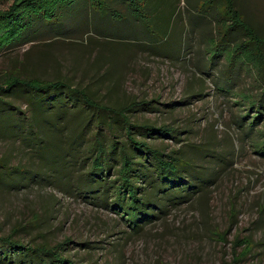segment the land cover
<instances>
[{"label": "rangeland", "instance_id": "rangeland-1", "mask_svg": "<svg viewBox=\"0 0 264 264\" xmlns=\"http://www.w3.org/2000/svg\"><path fill=\"white\" fill-rule=\"evenodd\" d=\"M208 1L141 0L153 34L136 17L112 27L84 2L62 25L39 24L34 40L0 50V84L72 86L0 92V236L64 244L75 264H264V108L251 125L247 102L264 105V0H235L258 38L228 29L224 1ZM226 31L230 47L213 57ZM96 111L111 125L88 122ZM129 125L156 158L180 157L171 174L138 153ZM123 155L132 177L120 173ZM46 255L0 264H54Z\"/></svg>", "mask_w": 264, "mask_h": 264}, {"label": "trees", "instance_id": "trees-1", "mask_svg": "<svg viewBox=\"0 0 264 264\" xmlns=\"http://www.w3.org/2000/svg\"><path fill=\"white\" fill-rule=\"evenodd\" d=\"M225 9L220 12L218 16L224 17L226 15L231 16L232 22L228 25V29L234 27V26H240L245 33L248 35H256L253 26L249 24L244 18L242 13L240 12V9L237 7V3L235 0H223ZM87 3L88 6L94 9V11L97 13V15L101 16V20H106V17L109 19L112 27L113 25H116L118 28L120 27L121 23L124 22H132L136 21L134 17H136L138 20V25L142 27L147 32H150L153 34V30H151V22L148 20L151 16V11L149 7L144 4H141V0H13L10 7L6 10L0 11V50L5 49L8 47L16 46L17 44H25L32 40H34L35 37H37L41 31L42 28L39 27V24H55V25H62V16L65 14V12L68 11V9H72L75 11V9L80 10L81 4ZM208 5L210 1L207 0L206 2ZM90 4V5H89ZM120 4L125 5V10H127V13L125 11L121 12V9L117 8V10H114V6L119 7ZM138 6L136 7V5ZM148 5V2H147ZM204 3L200 8L204 7ZM80 7V8H79ZM139 7V8H138ZM140 7H142L144 10L141 11ZM73 12H71L72 15ZM72 17V16H71ZM70 18V17H69ZM71 19V18H70ZM108 22V21H107ZM143 30V32H145ZM228 31L224 33L221 36V39H217L218 47H209V52L213 57H216L218 55L222 54V51L226 47L229 46V42L226 37ZM121 35V32L117 33ZM258 38V36H253ZM240 48V47H239ZM237 46L234 48V50L239 49ZM248 50L247 48L245 51ZM229 57V56H228ZM229 59H232L229 57ZM233 60V59H232ZM232 62V61H231ZM233 63V62H232ZM32 81L33 79H21L16 76L10 77L8 80H6L4 83L0 84V92H9L12 88H14L17 85H22L26 87L30 91V94L33 97H36L38 95L45 96L50 91H58L62 90V88H72V86L63 80H53V81H43V82H35L37 83L36 86L38 88L32 87ZM76 89V88H74ZM83 90V89H82ZM81 91V89H79ZM83 93L84 92L81 91ZM86 93V92H85ZM2 96L0 95V98ZM70 104H76V107L78 105L77 100H80L77 96H68ZM80 97L82 95L80 94ZM41 102V101H40ZM77 102V103H76ZM247 102L249 104L250 109L256 108L257 110L254 112L252 120L249 122L251 125H254L257 123L260 118L262 117V108H264V105L260 103L259 99L254 98V96H249L247 99ZM37 104V103H36ZM50 107V106H48ZM71 108V106H70ZM99 111H105V110H99ZM127 111V110H126ZM99 115V116H98ZM248 115V114H247ZM111 115H108L107 113L102 112H93L90 115L89 121L94 122L96 119L99 120L97 123L103 125L107 124L110 126V122L108 118H110ZM114 118V116H111ZM124 120L127 121V118L125 117ZM103 125H98L97 127H102ZM133 125H129L126 127L127 130V138L133 142L135 145V149H137L138 153L141 155H145V158H153L154 160H157L159 166L161 167V170L165 173H168L170 169H172L175 165L178 159L180 157L174 156L177 158H173L172 160H162L156 158L152 152L155 154L157 153V150H149L147 149V142L146 140L142 141H136L133 137ZM170 130L173 129H161L159 128V132H163L165 135H162L158 132L152 133V135H162L167 136ZM154 131L151 130V132ZM113 149L116 147V143L112 144ZM95 151H96V157L94 160V165L96 164V167H100L102 164V158L105 150V147L101 145V143L95 145ZM172 158V157H171ZM100 165V166H99ZM132 172V161L131 157L128 155H123L122 160V166L120 168V173L124 177H132L129 175V173ZM173 173H176L173 172ZM172 173V174H173ZM171 174V173H168ZM120 178V176H119ZM121 179V178H120ZM124 183H119L118 186L125 185ZM126 188V187H124ZM138 194V191L136 192ZM122 198V197H121ZM119 200H125L128 204V200L126 198H122ZM140 201V198H139ZM138 201V202H139ZM137 202V203H138ZM129 205V204H128ZM137 206L134 205V214L137 212L136 208ZM64 244H59L56 247H49L45 248L43 246H31L30 244H24L19 239L14 238L12 235L8 236H0V262H13L14 259L17 258H23L28 256L29 254H42L46 255L52 258L54 261V264H75L74 261L70 258H67L62 253L63 250H61L62 246Z\"/></svg>", "mask_w": 264, "mask_h": 264}]
</instances>
